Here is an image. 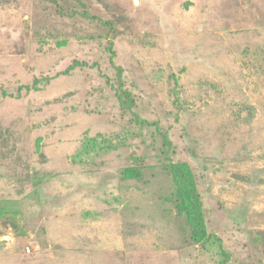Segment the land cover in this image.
Here are the masks:
<instances>
[{"label":"rangeland","instance_id":"obj_1","mask_svg":"<svg viewBox=\"0 0 264 264\" xmlns=\"http://www.w3.org/2000/svg\"><path fill=\"white\" fill-rule=\"evenodd\" d=\"M0 264H264V0H0Z\"/></svg>","mask_w":264,"mask_h":264},{"label":"trees","instance_id":"obj_2","mask_svg":"<svg viewBox=\"0 0 264 264\" xmlns=\"http://www.w3.org/2000/svg\"><path fill=\"white\" fill-rule=\"evenodd\" d=\"M131 170L135 176L140 173L138 167H133ZM172 175L175 178V199L173 201L186 217L190 240L193 242L208 240L211 234H208L204 228L201 202L198 199L196 188L191 182L188 165L183 163L175 165Z\"/></svg>","mask_w":264,"mask_h":264}]
</instances>
